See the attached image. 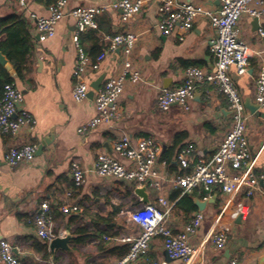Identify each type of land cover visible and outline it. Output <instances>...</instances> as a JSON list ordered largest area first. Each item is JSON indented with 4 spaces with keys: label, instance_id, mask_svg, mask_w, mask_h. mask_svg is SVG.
Returning <instances> with one entry per match:
<instances>
[{
    "label": "crops",
    "instance_id": "crops-1",
    "mask_svg": "<svg viewBox=\"0 0 264 264\" xmlns=\"http://www.w3.org/2000/svg\"><path fill=\"white\" fill-rule=\"evenodd\" d=\"M58 0H27L21 7L16 0L3 1L0 17L21 13L29 21V30L35 38L34 61L21 73L11 68L14 83L24 95L23 107L36 120L33 131L20 130L15 136L0 131V239H7L13 246L20 264H109L129 249V243L120 239L135 232V226L127 219L126 212L140 204L135 193L136 186L113 176L99 175L95 171L97 155L113 153V145L124 135L134 141L145 137L154 139L161 147L159 162H164L163 172L168 178L190 172L180 165L177 155L189 144H194L205 157L211 156L218 143L231 126V111L227 98L214 86L198 84L189 108L173 104L168 111L158 108V98L164 88L183 82L184 70L189 66L210 68L214 56L209 40L215 36V29L205 18H199L194 26L183 31L176 28L169 35L158 29L160 5L147 3L142 11L129 21L122 20L121 9L108 8L97 17L98 28L88 29L80 35L81 45L95 62L104 54L100 69L88 70L85 78L90 83L101 75L104 80L115 74L121 62V50L111 49L110 40L128 30L139 34L133 57L142 71L143 81L128 85L119 100L120 119L100 123L84 133L78 129L95 117L93 98L77 101L73 97L75 79L73 76L77 47L72 40L75 19L66 16L58 21L56 33L45 41H38L35 21L31 14L48 16V7ZM115 0H67V9L108 5ZM201 3L212 8L219 7V0H186ZM47 2L50 5H47ZM255 18L244 13L237 25L239 36L250 46L251 67L245 74L238 75L236 67L230 69L233 80L244 101L255 102L258 73L256 52L264 57V38L258 29L264 27V14L255 23ZM183 39H180V37ZM103 80V82H104ZM103 84V83H102ZM248 136L252 152L251 161L241 172L251 171L260 181L261 192L249 199L245 190L225 195L215 185L210 197L201 187L182 199L181 190L166 185L165 196L174 202L169 225L175 233L184 230L199 210L195 200H206L202 211L204 219L189 241L195 247L191 263L227 264L237 257L242 264H264V110L255 113L248 110ZM45 141L41 154L32 161L16 167L4 161V152L11 146ZM48 141V143H47ZM77 160L86 171L85 182L75 189L71 163ZM172 161L170 164L169 161ZM122 161L126 162L124 159ZM72 192L73 196L67 193ZM146 192L155 202L160 192L151 186ZM213 199V201H209ZM47 200L55 210L57 229L72 235L71 251L49 248L50 242L37 233L36 215L40 202ZM77 202L78 211L63 213L61 205ZM245 204L247 215L240 214V205ZM118 209V210H117ZM241 221L238 222V217ZM224 228L228 236L224 248L218 249L212 243L216 229ZM90 235L85 241L80 230ZM47 243V249L42 245ZM184 264L181 259H171L164 249L163 238L156 237L147 255L137 264ZM0 264H8L0 259Z\"/></svg>",
    "mask_w": 264,
    "mask_h": 264
},
{
    "label": "built area",
    "instance_id": "built-area-1",
    "mask_svg": "<svg viewBox=\"0 0 264 264\" xmlns=\"http://www.w3.org/2000/svg\"><path fill=\"white\" fill-rule=\"evenodd\" d=\"M3 1L7 0H0V5ZM16 1L21 7L27 6V0ZM149 2H158L160 5L161 18L157 26L164 35L171 34L176 28L188 31L199 18H205L215 29V36L208 42L214 56L213 65L210 68L187 67L181 84L162 90L158 98V108L168 111L173 104L189 108L188 103L193 98L197 85L206 83L214 86L227 98L231 111V126L209 157H205L194 144L182 148L177 155L180 165L188 168L190 163H193V169L172 178H168L163 172L162 166L165 163L158 160L161 147L150 137L134 141L130 136L124 135L115 141L113 153L101 152L97 155L94 168L99 175L113 176L131 182L136 187L151 186L160 192L155 202L144 203L140 198V204L134 210L126 212L127 219L135 226V232L120 239L129 243V249L121 258L109 264H137L141 257L149 253L152 241L158 236L163 238L164 249L171 259H181L184 264H197L190 262L195 247L190 243L188 235L197 232L204 214L202 211L196 212L184 230L175 233L169 225L175 203L169 201L164 190L169 184L179 188L183 196L201 187L208 193L205 199L210 197V191L215 185H218L225 195H232L244 189L246 199L261 192L258 177L250 170L241 172L242 167L252 159L247 128L249 112L230 69L235 66L237 74L242 75L251 67L250 46L239 36L237 25L244 13L256 18L264 14V0H219L218 8L186 0H115L108 5L72 9H67V0H58L48 7V16L32 13L31 17L35 21L38 41H45L54 36L56 25L62 18L71 16L75 19L76 29L72 40L77 47V58L72 94L75 100L82 101L88 98L91 90V85L85 78L86 72L99 70L104 54L92 62L80 43V35L90 28L97 29V17L108 8L121 9L122 20L129 21ZM258 35L264 38V27L258 29ZM108 38L111 49L121 50L120 67L115 74L104 80L95 92V117L78 129L81 133L95 128L100 123L119 120V100L126 87L143 81L142 71L133 57L139 34L128 30ZM180 39H183L182 35ZM256 55L259 60L254 98L260 109L264 110V57L258 51ZM23 104L24 95L15 83H6L0 99V131L3 134L15 136L22 129H35L36 120ZM37 149L38 145L35 143L11 146L4 152V161L8 166L16 167L23 162L32 161ZM71 171L75 189L78 190L85 182L86 171L77 160L72 161ZM67 195L73 196L72 192ZM246 207L245 204L240 205L242 216L247 215ZM79 209L77 202L64 204L59 208L63 213ZM54 216L55 210L51 203L47 200L40 202L36 228L38 235L48 242L65 236V231L57 229ZM211 238L216 248H224L228 241L226 229H216ZM0 259L8 264H20L12 244L3 238L0 239ZM227 264L242 262L237 257H232Z\"/></svg>",
    "mask_w": 264,
    "mask_h": 264
},
{
    "label": "trees",
    "instance_id": "trees-1",
    "mask_svg": "<svg viewBox=\"0 0 264 264\" xmlns=\"http://www.w3.org/2000/svg\"><path fill=\"white\" fill-rule=\"evenodd\" d=\"M42 0H39L41 2ZM47 5L50 3L47 2ZM81 43V38H80ZM0 52L6 57L7 64L0 63V99L3 95V88L6 83L14 82L11 68L16 74L21 75L23 70L34 61L35 38L29 30V21L24 14L11 13L0 17ZM171 164L172 161L170 160ZM189 199L188 195H183L181 200ZM118 210V209H117ZM82 237H77L76 241L81 242L90 238V235L80 230ZM47 249V243L42 245Z\"/></svg>",
    "mask_w": 264,
    "mask_h": 264
},
{
    "label": "water",
    "instance_id": "water-1",
    "mask_svg": "<svg viewBox=\"0 0 264 264\" xmlns=\"http://www.w3.org/2000/svg\"><path fill=\"white\" fill-rule=\"evenodd\" d=\"M258 19L259 18H255V23L258 24ZM38 38V37H37ZM0 63L5 65L7 64V59L6 57L0 52ZM104 75H101L100 77H98L96 80H94L92 83H91V90L89 92V97L93 98L94 97V94L96 91L99 90V88L101 87L102 83H103V80H104ZM245 106L248 110H250L251 112L255 113L256 111H259L260 107L257 103H253L250 99H246L245 100ZM48 143V141H47ZM46 146V142L43 141L37 151H36V154H41L44 150V147ZM146 185L142 186V187H136L135 189V193L141 198V200L144 202V203H151V200L146 192ZM209 201H213V199H210ZM208 203V201L206 200H199V199H196L195 200V204L196 206L198 207L199 210H204L205 207H206V204ZM241 221V216L238 217V222ZM72 235L71 234H67L65 235L64 237H57V238H54L50 244H49V248L52 252L55 251V249H63V250H66V251H71V247L69 246V241L71 239ZM141 264H145L144 262L141 263Z\"/></svg>",
    "mask_w": 264,
    "mask_h": 264
}]
</instances>
